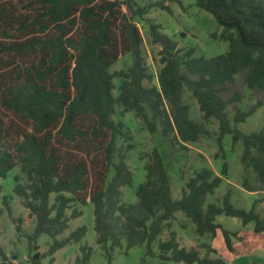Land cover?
I'll use <instances>...</instances> for the list:
<instances>
[{
  "label": "trees",
  "instance_id": "16d2710c",
  "mask_svg": "<svg viewBox=\"0 0 264 264\" xmlns=\"http://www.w3.org/2000/svg\"><path fill=\"white\" fill-rule=\"evenodd\" d=\"M168 3L184 6V0L145 6L136 0H0V180L20 163L31 180L29 188L18 183L15 192L36 219L29 238L28 256L33 264H43L45 258L53 264L58 251L85 238L83 226L57 239L69 227L67 210L75 202L94 204L98 243L110 261L113 249L122 247L126 238L128 250L146 244L147 255L162 260L227 264L213 256L217 250L208 244L202 245L204 256L198 249L182 247L174 231L170 239L160 242L159 254L154 251L153 243L171 227L179 211L194 222L201 236L216 237L221 230L232 253L238 232L226 230L217 222L218 216L240 218L244 226L253 222L255 233H264V216L256 211L257 202L250 211L237 208L231 191L222 205L207 202L208 195L224 182L223 176L209 168L196 172L182 198L175 199L158 149L147 167V181L138 187V202L126 205L121 200V187L132 185L133 175L126 154L120 152L119 141L129 134L125 122L113 119L116 107L134 112L151 133L160 126L171 147L187 150L186 144L197 142L206 129L190 117L184 101L186 89L197 99L206 120L219 121L216 156L223 152L222 174L229 175L224 142L232 135L233 146L244 145L242 163L252 167L264 189V127L251 134L237 127L263 104L237 108L232 119L228 107L239 102L241 94L235 90L229 101L221 96L228 92L227 84H235L237 75L246 70L248 87L264 90V0H196V6L211 13L223 27L220 38L230 47L227 53L209 59L196 56L195 47L180 48L160 32L159 24L151 23L153 41L162 45L164 67L158 75L159 86H146L155 76L146 64L137 19L154 7L171 13ZM128 54L132 66L112 73L111 67ZM116 76L122 79L118 96L114 94ZM112 169L115 174L110 179ZM15 180L19 182V177ZM3 203L12 215L7 197ZM80 216L82 212L75 210L71 217ZM42 235L54 239L44 253L38 246ZM80 250L77 262L88 264L92 248L82 245ZM0 257L3 264H16L8 263L1 244Z\"/></svg>",
  "mask_w": 264,
  "mask_h": 264
},
{
  "label": "rangeland",
  "instance_id": "374dc122",
  "mask_svg": "<svg viewBox=\"0 0 264 264\" xmlns=\"http://www.w3.org/2000/svg\"><path fill=\"white\" fill-rule=\"evenodd\" d=\"M140 5L145 6L161 0H136ZM171 13L159 7L151 9L150 13L144 18H138L137 23L144 37L143 52L149 71L155 76L153 81H146V86L157 85L158 75L164 65L161 63L162 45L154 43L150 25L151 23L161 26L160 32L179 43V47L188 50L196 48V56L213 58L225 54L229 51V43L221 40L223 27H221L214 16L196 6V0H184V6L177 3H168ZM132 55L128 54L111 67L112 73L127 71L132 66ZM188 73L187 70L184 71ZM249 70L239 73L235 84H227L228 92H221L225 100H230L235 90L241 94L239 102L231 103L228 113L233 119L236 109H250L257 102H262V107L255 114L248 118L245 123H240L237 127L246 134L259 132L264 127V90L255 87L249 88L246 82ZM115 96L120 94L122 79L116 76ZM184 101L190 107V117L196 122L203 124L206 134L202 135L195 143H187V150H182L180 145L171 147L163 137L162 129L158 126L155 133H151L146 123L138 118L134 112H124L122 106L116 107L113 119L116 122L123 121L126 124L128 138L119 141L120 152L126 154L127 163L132 172V185L121 187V200L126 205L138 202V187L148 179V165L152 162L155 149H158L164 158L166 167L171 177L173 197L181 199L183 190L187 182L196 175V172L203 168H209L216 175L223 176L224 182L216 191L208 195V203L223 204V198L227 192L232 193V203L241 209L250 211L255 202L256 211L264 216V189L263 185L253 171L252 167H247L242 163L241 157L244 151L242 142L233 146V137L228 135L225 138V151L229 163V175L222 174L225 160L223 152L220 157L218 135L219 121L215 118L206 120L197 99L191 91L185 90ZM235 125V124H234ZM132 146V147H130ZM116 157V162L119 161ZM20 163L15 169L8 173L7 178L0 180V244L8 255V263L33 264L29 259L30 243L29 238L36 227V219L31 216V211L26 208L25 200L15 192V186L19 183L29 188L31 180L28 174L22 169ZM115 172L112 169L110 179ZM19 177V182L15 177ZM252 190V191H251ZM55 194L51 197L52 204L55 202ZM8 198L11 206L10 215L3 198ZM82 212L78 218L71 217L74 211ZM70 217L69 227L57 239L68 237L77 228L85 226L87 233L80 243H71L62 248L55 254L53 264H83L77 262L82 257L80 247L89 245L93 252L88 264H183L173 261L162 260L157 256L147 255V245L140 244L130 250L127 249V239L123 238L122 247L114 248L112 251L113 259L110 261L106 252L98 243V233L95 230V206L94 204L82 205L72 203L67 210ZM22 220L21 222L19 220ZM217 222L222 224L226 230L238 232V237L233 238L235 252L228 250L221 230L216 237L211 234L203 236L196 232V225L182 211L176 213L170 228H166L158 239L153 243L152 248L159 254V244L161 241L170 239L171 232H176L180 245L189 250L198 249L204 256L206 250L203 244H208L217 250L213 256L223 258L227 264H264V233L257 234L254 231L255 224L252 222L246 226L242 219L230 217L225 214L218 216ZM54 239L48 235H42L38 240L39 251L46 252ZM50 258L43 259V264H49ZM0 264L3 259L0 257Z\"/></svg>",
  "mask_w": 264,
  "mask_h": 264
}]
</instances>
